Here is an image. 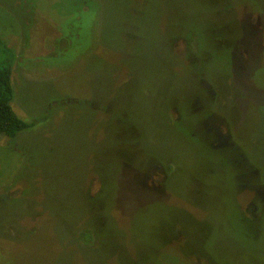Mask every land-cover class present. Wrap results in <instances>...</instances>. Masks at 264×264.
Here are the masks:
<instances>
[{
	"label": "rangeland",
	"instance_id": "374dc122",
	"mask_svg": "<svg viewBox=\"0 0 264 264\" xmlns=\"http://www.w3.org/2000/svg\"><path fill=\"white\" fill-rule=\"evenodd\" d=\"M0 38L37 119L0 136V264H264V0H0Z\"/></svg>",
	"mask_w": 264,
	"mask_h": 264
},
{
	"label": "trees",
	"instance_id": "16d2710c",
	"mask_svg": "<svg viewBox=\"0 0 264 264\" xmlns=\"http://www.w3.org/2000/svg\"><path fill=\"white\" fill-rule=\"evenodd\" d=\"M79 9L86 12L88 6L82 2ZM198 49L199 51L197 52L201 53L202 48L199 44L197 46ZM15 58L14 52L0 38V136L2 135L8 138H15L20 132L33 127L37 120H32V123L26 122L12 108L11 103L14 98V91L11 83V71ZM190 67L197 68L196 65H190ZM172 119L176 122L173 112Z\"/></svg>",
	"mask_w": 264,
	"mask_h": 264
},
{
	"label": "flooded vegetation",
	"instance_id": "af4514ba",
	"mask_svg": "<svg viewBox=\"0 0 264 264\" xmlns=\"http://www.w3.org/2000/svg\"><path fill=\"white\" fill-rule=\"evenodd\" d=\"M197 85H200L202 88L207 89V90L210 92V90H209L206 86H204V85L202 84V82H201V83H197L196 86H197ZM214 94H215L214 92H210L211 98L214 96ZM200 97H201V95L198 94V93H196V96L193 95V96L190 98V103H188V110H189L190 112L193 111V110H198V108H197V106L199 105V100H198V99H199ZM173 112H175V110H173ZM183 114H184V113H182L181 120H180V119H178V120L176 119V122H181V121L183 120ZM212 119H213V118H212ZM213 137H215L214 134H213ZM223 137L226 138V142H231V141H230V137L228 136L227 132H224ZM215 141H216L217 143H219V142H218V139L215 140ZM156 169H157V171H158V175H157V177H158V180H159L160 182L163 181V180L166 178V176L168 177L169 170L166 171L167 169L162 168V166L160 167L159 165H156ZM254 174L258 175V172H254ZM258 193H259V191H258ZM258 193H257V194H258ZM261 205L264 206V198H263L262 201H261ZM242 211H243V208H242ZM192 257H195V256L192 255ZM201 259H203V260L205 261V264H209V263H210L209 259L205 256V254H200V255L196 256V258L193 260V264H202Z\"/></svg>",
	"mask_w": 264,
	"mask_h": 264
}]
</instances>
